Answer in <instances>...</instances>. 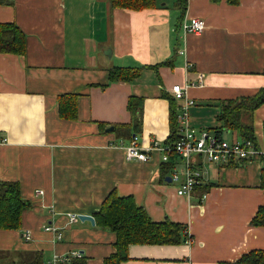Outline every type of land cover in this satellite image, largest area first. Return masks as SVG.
<instances>
[{
	"label": "crops",
	"instance_id": "0c3cea01",
	"mask_svg": "<svg viewBox=\"0 0 264 264\" xmlns=\"http://www.w3.org/2000/svg\"><path fill=\"white\" fill-rule=\"evenodd\" d=\"M191 17L205 19L202 33L183 31ZM0 22L16 23L27 37L24 55L0 53V181L18 182L29 203L18 228L0 229V262L40 251L43 264H53L78 251L89 264H104L117 251L116 233L70 218L94 216L112 191L133 197L153 222L186 227L180 243H130L122 264H219L264 249V226L251 224L264 204L261 158L229 165L195 154L191 165L201 181L181 195L184 156L163 168L160 150L149 149L146 161L126 151L136 135L131 97L143 99L137 135L147 149L154 141L165 145L171 132L165 93L177 104L179 126L183 101L173 85L195 100L193 126L213 134L222 126L221 101L264 87V0H187L184 10L178 0L142 10L109 0H0ZM115 67L143 68L111 81ZM62 95L76 97L75 119L60 115ZM251 122L254 141L264 146V104ZM221 137L242 139L232 129Z\"/></svg>",
	"mask_w": 264,
	"mask_h": 264
},
{
	"label": "trees",
	"instance_id": "16d2710c",
	"mask_svg": "<svg viewBox=\"0 0 264 264\" xmlns=\"http://www.w3.org/2000/svg\"><path fill=\"white\" fill-rule=\"evenodd\" d=\"M114 8H128L142 10L153 8L157 0H109ZM240 0H228L230 4H239ZM182 10L186 9L187 0H178ZM27 50V37L24 31L14 22H0V53H12L24 55ZM143 67L136 71L130 68L115 67L110 70L111 81H127L139 76ZM145 68V67H144ZM170 100V125L171 132L166 144L175 143L178 138V107L175 100L165 93ZM59 102L60 115L65 118L77 117L76 97L74 95H62ZM143 99L131 97L129 110L132 113V125L137 135L141 131ZM264 104V87L251 96H241L236 99L221 101L217 119L222 126L215 129V134L221 136L222 129L237 130L242 139H255L254 126L251 122L253 112ZM178 154H171L167 161L163 162V168L173 166ZM261 160L264 162V155ZM244 161H232L229 165L243 163ZM262 187L264 188V165L262 168ZM29 207V203L21 196V188L15 181H0V229H16L21 223L22 212ZM96 224L102 228L111 229L116 233L117 251L104 260V264H122L129 258L128 246L130 243L175 244L186 240V227L169 220L156 223L151 220L146 210L138 206L133 197H120L116 191H112L103 202L99 211L94 215ZM252 225L264 226V204L261 205L251 221ZM16 253V252H15ZM11 255V254H9ZM20 256H13L11 260L4 259L0 264H43V254L40 251L26 254L20 252ZM12 256V255H11ZM18 257V258H15ZM13 259V260H12ZM59 264H89L85 255L72 258ZM219 264H264V249L252 250L243 254L233 262L222 261Z\"/></svg>",
	"mask_w": 264,
	"mask_h": 264
},
{
	"label": "built area",
	"instance_id": "2783aa9c",
	"mask_svg": "<svg viewBox=\"0 0 264 264\" xmlns=\"http://www.w3.org/2000/svg\"><path fill=\"white\" fill-rule=\"evenodd\" d=\"M206 27L207 23L205 19L200 17H191L182 23L183 31L186 34H200ZM171 91L176 99L183 101L179 117L178 140L173 144L165 145L154 141V145L146 149L139 145V137L135 135L126 151L129 159L136 158L143 161L149 159L147 152L149 149L160 150L164 161H167L172 153L184 156L187 170L185 172V179L182 180L183 182L178 187L179 194L190 195L201 181V172L193 169L191 165V158L195 154L205 155L210 161L220 164H229L232 161L246 162L255 158H261L264 155V146H258L252 139L227 141L207 129H197L194 127L191 122V109L195 105V100L187 96L185 88L180 84L173 85ZM172 179L180 181L181 176L178 173H174ZM38 194H43V191H38ZM79 218L77 215H72L70 219L71 221H77ZM47 230H55V228L48 226ZM25 237L28 240L31 239L30 231H27ZM187 243H191V239H188ZM81 256L80 252L74 251L70 255L55 256L52 259V263H65L72 258Z\"/></svg>",
	"mask_w": 264,
	"mask_h": 264
},
{
	"label": "water",
	"instance_id": "95a60500",
	"mask_svg": "<svg viewBox=\"0 0 264 264\" xmlns=\"http://www.w3.org/2000/svg\"><path fill=\"white\" fill-rule=\"evenodd\" d=\"M113 130V127H110L108 131ZM81 220H88L91 221L92 224H95V217L93 215H80L79 216Z\"/></svg>",
	"mask_w": 264,
	"mask_h": 264
}]
</instances>
